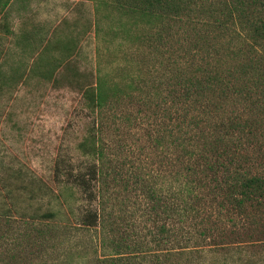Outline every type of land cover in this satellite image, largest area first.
<instances>
[{
    "label": "rangeland",
    "instance_id": "1",
    "mask_svg": "<svg viewBox=\"0 0 264 264\" xmlns=\"http://www.w3.org/2000/svg\"><path fill=\"white\" fill-rule=\"evenodd\" d=\"M148 1L32 0L34 9L25 11L31 17L30 37L24 39L28 33L21 31L18 39L28 43L5 47L0 62V264H57L56 253L82 264L74 258L75 246L86 244L95 232L81 231L78 240L58 243L65 245L60 251L54 248L51 226L66 224L74 232L89 207L86 194L75 185L77 174L87 178L97 165V156L88 152L97 145L94 114L84 105L95 98L91 89L98 59L108 79L124 77L123 67L130 64L123 55L144 53L143 39L150 32H161L166 49L181 41L187 48H221L226 53L223 67L247 72L240 85L250 90L248 96L227 99L222 116L213 111L210 121L234 116L246 123L226 141L241 153L243 163L264 174V42L251 47L247 39L256 36L254 25L264 23V1L163 0L178 14L158 17L144 14ZM220 21L228 26L219 28ZM213 57L212 66L218 58ZM216 99L212 97V104ZM140 145L150 144L142 140L132 147ZM150 151L147 156L129 155L128 161L141 159L145 173L156 170L162 153ZM48 212L57 213L54 221L41 218ZM254 216L250 223L234 215L210 223L209 238H197L183 255H178L183 246L172 247V263L264 264V205Z\"/></svg>",
    "mask_w": 264,
    "mask_h": 264
},
{
    "label": "trees",
    "instance_id": "2",
    "mask_svg": "<svg viewBox=\"0 0 264 264\" xmlns=\"http://www.w3.org/2000/svg\"><path fill=\"white\" fill-rule=\"evenodd\" d=\"M147 8L143 12L149 17L178 14L170 1L150 0ZM226 23L217 26L226 28ZM254 32L247 38L251 47L264 42V23L254 25ZM143 40L144 53L123 55L130 64L123 67L124 77L108 79L98 59L91 89L95 98L84 105L94 114L97 145L88 152L97 156V165L87 178L75 177L89 207L74 232L66 224L51 226L54 248L60 251L65 245L58 243L78 240L81 231L95 232L86 244L75 246L74 258L82 264H173V246H183L178 253L183 255L197 238H209L210 223H222L225 215L254 222L264 205V174L243 163L241 153L226 141L248 125L234 116L210 121L213 111L222 116L227 99L248 96L250 90L240 85L247 72L223 67L226 53L221 48H187L181 41L166 49L159 31ZM213 55L218 57L214 66ZM212 97L217 98L214 104ZM130 136L134 144L144 140L150 145L133 149ZM151 149L162 153L156 170L145 173L141 159L128 161L129 155L147 156ZM56 215L48 212L41 218L54 221ZM60 256L56 253L53 262L71 264Z\"/></svg>",
    "mask_w": 264,
    "mask_h": 264
},
{
    "label": "crops",
    "instance_id": "3",
    "mask_svg": "<svg viewBox=\"0 0 264 264\" xmlns=\"http://www.w3.org/2000/svg\"><path fill=\"white\" fill-rule=\"evenodd\" d=\"M31 7L32 0H0V62L5 56V47L15 49L18 42L20 45L28 43L24 42V39L30 37L31 17L26 16L25 11ZM32 8L34 9V7ZM21 31L28 33L27 36L24 35L23 40L18 39L21 36Z\"/></svg>",
    "mask_w": 264,
    "mask_h": 264
}]
</instances>
